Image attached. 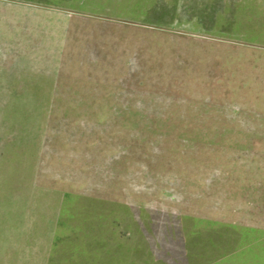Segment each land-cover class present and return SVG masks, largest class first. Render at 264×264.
Listing matches in <instances>:
<instances>
[{
  "label": "rangeland",
  "instance_id": "obj_1",
  "mask_svg": "<svg viewBox=\"0 0 264 264\" xmlns=\"http://www.w3.org/2000/svg\"><path fill=\"white\" fill-rule=\"evenodd\" d=\"M205 1L159 0L169 12L147 17L72 9L105 19L73 20L57 91L94 103L21 104L0 88V219L41 221L0 239L44 245L3 249L0 264H47L77 220L136 230L140 264L183 218L264 224V36L201 30Z\"/></svg>",
  "mask_w": 264,
  "mask_h": 264
},
{
  "label": "crops",
  "instance_id": "obj_2",
  "mask_svg": "<svg viewBox=\"0 0 264 264\" xmlns=\"http://www.w3.org/2000/svg\"><path fill=\"white\" fill-rule=\"evenodd\" d=\"M205 2L203 19L199 21L201 30L212 28V23L216 28L223 27L224 23L227 28L239 26L240 33L264 36V0ZM128 6L137 7L143 15L142 0H0V88L12 89L16 93V102L21 104L96 102L81 95L69 97L58 94L57 90L68 79L66 73L73 72L63 66L64 41L65 38L68 41L74 19L76 23H85L96 17L89 12L90 9L110 13L119 12L121 8L126 10ZM167 6L160 5L159 0H152L145 15L149 16V10L164 7L167 12ZM80 8L89 11L72 10ZM64 9H70L69 13L64 14ZM151 22L163 24L164 21L157 19ZM166 23L171 25L175 22L168 20ZM183 219L190 222L168 225L167 264H264V224L201 217ZM33 220L29 213H8L0 219V231L16 230L21 226L29 228L41 222ZM59 224L58 220L57 226ZM134 232L137 233L136 230ZM32 247L44 245L31 240L0 239V253L4 256L7 251L3 249ZM48 247L47 264L66 262L67 258L56 253L58 243L54 238Z\"/></svg>",
  "mask_w": 264,
  "mask_h": 264
},
{
  "label": "trees",
  "instance_id": "obj_3",
  "mask_svg": "<svg viewBox=\"0 0 264 264\" xmlns=\"http://www.w3.org/2000/svg\"><path fill=\"white\" fill-rule=\"evenodd\" d=\"M128 9H134L133 11L136 13L140 12L137 7ZM145 11L146 8L143 9L144 15ZM70 210L75 209L71 208ZM85 220L84 222L77 220L79 227L54 239L58 243L56 253L67 258L64 264H140L136 255L142 253V249L131 243L134 239L140 238L137 237L134 230L106 226L107 223L101 219ZM89 221L93 224H90ZM68 222L72 223L74 227L75 220L69 219ZM156 249L159 254H156L154 259L146 260L145 264H167L166 243L157 246ZM121 252L124 253L123 256L130 257L118 258L117 255Z\"/></svg>",
  "mask_w": 264,
  "mask_h": 264
}]
</instances>
